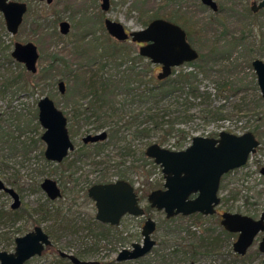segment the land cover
I'll return each instance as SVG.
<instances>
[{"label":"rangeland","instance_id":"rangeland-1","mask_svg":"<svg viewBox=\"0 0 264 264\" xmlns=\"http://www.w3.org/2000/svg\"><path fill=\"white\" fill-rule=\"evenodd\" d=\"M15 1L26 2L28 12L23 18L18 33L13 37L6 32L0 14V43L4 47L9 46L10 51L15 42L22 44L31 42L37 47L39 54L37 75L45 69L47 77L38 83L34 96L36 105L39 99L47 96L68 120L72 117L70 104L74 98L83 94L76 89L77 85L80 88V82L76 79L85 70L88 71L87 76L100 74L96 69L103 63L91 47L80 49V53L82 51L86 53L82 59L78 58L77 48H75L78 39L88 31L85 42L96 37L99 44L106 42L107 38L111 43H116V40L112 39L104 29L105 18L120 22L127 32L138 31L145 27L143 23L146 21V14L158 12L169 16L171 12L179 8L182 17H175L176 22L171 21L186 33L187 31L192 33L191 41L188 40L192 48L201 55L203 60L215 52L210 50L215 47L219 48L217 53L222 57H219L216 63L212 62L208 65L206 74H198L196 83L199 91L198 98L188 99V103H185L184 94L176 93L163 102L160 107L170 110L163 117L164 121L168 126L174 125V130H184L192 137H217L221 131L241 135L259 126V129L253 133L260 143L256 152L250 155L243 167L222 177L218 192L220 204L217 210L219 213H238L254 219L260 216L264 210V177L259 172L264 166V103L257 101L260 93L251 62L254 59L264 62V47L261 39L262 35L264 38V11L256 13L250 11L251 3L260 0H214L218 7L216 12L202 5L200 0H110V8L107 12L101 11L100 0H52L51 4H47L45 0ZM37 16L45 18L47 30L42 31L35 27L33 20ZM63 21L69 24L70 32L61 37L58 24ZM55 33L60 37H54ZM125 46L131 48L129 49L130 57L133 58L138 51V46L130 41L126 42ZM54 58L56 59L53 62ZM92 63H96V67H86ZM136 63L139 70L146 71V60ZM81 66L82 69H79ZM151 66L155 69L154 76L157 75L160 66L153 64ZM4 69L12 72L17 70L14 65H4ZM77 69L80 74L78 73L76 78L74 72ZM172 71L188 72L195 71V68L184 64ZM104 72L114 74L115 70L112 65H108ZM170 77L173 78V75ZM58 82L65 84L66 90L63 95L58 91ZM232 86L234 89L230 90L229 87ZM201 96H207L208 99L203 101ZM116 99L120 100L121 96ZM177 100L182 105L178 110L175 109ZM86 102V99L80 101L82 104ZM24 104L25 98L21 96L12 103V106L18 109ZM254 104H258L257 110L249 111L248 108H254ZM239 108L244 109L240 111ZM6 109V104L0 100V112ZM122 111L127 117L140 115L138 122H147L146 117H143L145 115L135 106H125ZM215 111H220L224 119L211 120L212 112ZM158 113L159 116L162 114ZM111 122L114 123V121ZM168 126L164 128L167 129ZM67 127L69 129V124ZM72 130L74 134L71 139L75 150L62 163L48 165L42 161L36 163L32 160L30 164L21 166L18 159L9 161L8 174H13L14 170L19 169L23 178L22 185L15 187L21 201L18 210L20 217L14 223L5 218L0 220V251L12 252L15 237L26 234L35 226H40L49 235L52 248L41 256L30 259L26 264H65L59 262L57 251L72 254L83 261L100 264H211V261L212 264L226 262L230 264L226 253L227 244L222 250V256L211 261L208 257H198L194 263L179 262L176 258L167 256L172 250L171 247L186 245L188 236L184 233L168 234L164 212L149 208L146 200L151 191L160 189L163 184L160 168L144 154L147 146L156 143L155 139L160 134L159 131L150 132L149 137L132 140L131 130L122 129L124 133H128L127 139L131 142V153L123 155L119 149L120 145L118 147L109 145L98 155L82 157L74 164L77 151L81 150L82 137L88 133L108 131L107 128L96 130L95 124L81 122L74 123ZM174 141L175 139H170L161 147L173 148ZM189 144V139L182 143L185 147ZM88 150L85 152H90ZM32 169L41 172L35 180L38 181V185L46 178L56 181L62 190L61 198L54 201L48 200L39 186L37 189L29 181ZM119 178L137 187L139 198H143L140 200V206L145 209V215L143 217L125 216L119 226L107 230L94 219L96 213L94 202L87 197L86 192L97 182H112ZM10 204L11 199L5 194H0V212L10 210ZM146 218L156 223V229L151 237L155 241V246L139 260L115 263V257L121 249L130 248L131 244L141 242V227ZM213 222L211 219L196 221L189 217H182L177 218L175 224L193 232L198 227L211 229L215 226ZM262 236V233L259 234L247 251L252 264L264 258V254L259 255L257 249ZM117 238L122 239L117 241ZM234 241L235 239L231 242V248Z\"/></svg>","mask_w":264,"mask_h":264},{"label":"water","instance_id":"water-1","mask_svg":"<svg viewBox=\"0 0 264 264\" xmlns=\"http://www.w3.org/2000/svg\"><path fill=\"white\" fill-rule=\"evenodd\" d=\"M45 1L47 4L52 2ZM200 3L212 12L218 10L214 0H200ZM109 8L110 0H100L101 11L107 12ZM250 11L252 13L264 11V0L253 1ZM26 12L27 5L24 2L0 0V14L6 32L12 37L18 33ZM103 26L106 33L117 42L130 41L141 45L138 47V55L151 64L160 66V71L156 75L160 81L171 76L174 68L195 62L199 57L198 52L187 41L186 32L177 24L164 19H154L144 28L130 32H127L120 22L108 18L103 20ZM69 31L70 26L66 21L59 24L60 35L66 36ZM10 56L21 64L26 72L37 73L39 54L33 43L15 42ZM251 68L256 77L260 96L264 100V62L254 59ZM57 87L59 93L63 95L65 84L58 82ZM36 107L39 126L43 130L41 141L45 145L44 158L50 162L60 163L68 151L73 150L66 117L47 96L39 99ZM105 139L106 132L100 131L94 135H86L82 142L96 143ZM258 146L259 141L250 131L241 135L221 131L217 138L194 136L190 144L179 151L166 149L155 143L147 146L145 156L160 168L163 177L162 188L151 191L146 198L149 208L164 212L166 219L193 214L213 216L220 203L218 191L221 177L243 167ZM259 172L264 176V167ZM39 187L49 200L61 197L56 182L51 179H44ZM0 192L10 197L12 210L19 208L18 193L7 187L1 179ZM87 196L94 202L95 220L101 224L119 226L124 216L145 215L133 186L124 180L92 185L87 190ZM220 226L236 236L232 243V251L236 255L244 256L256 237L264 233V211L257 219L224 212L220 215ZM155 229L156 223L146 218L141 227V242L131 244L130 248L121 249L115 260L135 261L146 256L155 246V241L151 238ZM50 245L48 235L40 226H35L31 231L14 239L12 252L0 251V264H26L30 259L41 256L44 249ZM257 249L260 254H264V237L259 241ZM59 254L71 264H97L81 261L62 252Z\"/></svg>","mask_w":264,"mask_h":264},{"label":"trees","instance_id":"trees-1","mask_svg":"<svg viewBox=\"0 0 264 264\" xmlns=\"http://www.w3.org/2000/svg\"><path fill=\"white\" fill-rule=\"evenodd\" d=\"M180 11L181 10L178 8L176 11H173V13L171 12L169 16H166V14L161 15L158 12H154L151 15L146 14V21H144L143 24L146 26L154 19H164L170 22L174 20L176 22L175 17H182ZM33 24H35L38 30H47L45 18L42 19L41 16H37V18L33 20ZM86 33L89 32L87 31ZM86 33L78 39L75 47L77 48L76 54L78 58L82 59L85 57L86 53L85 51L80 53V49H88L91 47V50L102 59L103 63L96 69V71L100 73L98 75L92 74L87 76L88 71L85 70L82 71L80 77L77 78V74H80V71L77 69L74 72V76L77 78L76 80L80 82V88H78L77 85L76 89L80 90V93L83 94L74 98L70 104L72 108V117L68 120L70 122L69 133L73 136L74 131L72 127L74 123L81 122L82 124H95L96 130L107 128L108 136L105 142L90 145L89 148H92V150H88V146L82 145V149L80 153H78V157L74 160V163L81 160L82 157L98 155L109 145L115 147L120 145L119 149L123 155L131 153V142L127 139L128 133H124L122 129L131 130L130 137L132 140L149 137L150 132L157 133L159 131L160 134L156 137L155 144L163 146L170 139H175L173 148L170 149L174 151L184 149L185 146H183L182 143L186 139L191 141L193 137L184 130H174V125H166L167 123L164 121L163 117L166 116L170 110H165L160 106L176 93L179 95L184 94L185 103H188V99L198 98L199 91L196 84L197 76L200 73L206 74V71L209 69L208 65L212 62L216 63L217 59L222 57L217 53L219 48L215 47L210 49L215 52L209 55V57H206L205 60L199 55L197 60L198 63H195L196 61L187 63L188 66H193L195 71H180L178 73L172 71L171 75H173V78L169 76L160 81L157 80L156 75L154 76L155 69L151 66L150 62L146 61V71L138 69L136 62H142L145 59L140 57L138 52L131 58V52L129 51L131 48L125 46L126 42L121 43L116 41V43H111L109 41L110 39L108 40L107 38L106 42H101L102 44H99L96 37L85 42ZM58 36V34H54V37L59 38L60 36ZM191 36L192 33L187 31V40L191 41ZM261 39L264 47L263 35ZM235 43L236 42H234V44ZM10 52L9 46L4 47V45L0 43V100L4 102L7 107L5 111L0 112V178L5 180L8 186L15 189L16 186L19 187L22 185L23 178L19 173V169L14 170L13 174H8L9 161L18 159L21 166L30 164L32 160L36 163L42 161L45 164H50L43 157L44 144L40 138L42 129L39 126L38 111L34 100L38 83L47 77V70L44 69L38 75L37 73L30 74L25 71L21 64L15 62L11 58ZM55 59L56 58H54L53 62ZM4 65H14L17 70L12 72L11 70L4 69ZM96 65V63H92L86 65V67L93 68L96 67ZM108 65H112L115 70L114 74H106V72H104V69ZM79 69H82V66ZM229 89L232 90L234 87H229ZM254 89L256 90L255 86ZM21 96L25 98V104L17 109L12 106V103ZM118 96H121L120 100L116 99ZM201 97L203 101L208 99L207 96ZM82 99H86L87 102L85 104L80 103ZM257 101L264 103L261 97H258ZM185 103L184 106H186ZM180 104L181 103L177 100L175 105L176 110L182 106ZM125 106H135L137 110L145 115L143 117H146L147 122H138L140 115L127 117L125 112L122 111ZM254 106V108L249 107L248 110L255 112L258 104H254ZM243 109L244 108H239L240 111ZM158 112L162 114L159 116ZM217 119H224L220 111L212 112L211 120ZM104 121H106V123ZM111 121H114V123ZM171 124H173V122H171ZM165 126H168V128L165 129ZM258 129L259 126H255L251 132L255 133ZM82 150H84V152ZM85 150L90 152H85ZM38 158L40 160H38ZM39 175H41V172L35 169H32L29 174V181L37 189L39 185L38 181L35 180ZM0 194L3 195V193ZM141 199L143 198H140V200ZM147 210H149V208H147ZM19 215V211L8 210L6 212H0V220L5 218L11 223H14L19 220ZM188 217L196 221L211 219L214 221L213 223L215 226L211 229L198 227V229L195 228L193 232H190L188 229L175 224L176 219H181V216L167 219L168 234L180 235L184 233L188 236V243H186V245L183 244V246L171 247L172 250L171 252L168 250L169 254H167V256H170L172 259L176 258L179 262L194 263L198 257H208L211 261L212 259L215 260L218 259L219 256H222V250L227 244L228 249L226 253L230 264H252V260L247 253L244 256H239L232 251L230 245L236 236L226 232L220 226L217 215L207 216L208 218H205L200 214H194ZM100 226L107 230L113 229L110 226ZM121 239L122 238H117V241ZM163 261L162 259V263ZM59 262L70 264L67 259H60ZM225 264L229 263L226 262ZM256 264H264V258L259 260Z\"/></svg>","mask_w":264,"mask_h":264},{"label":"flooded vegetation","instance_id":"flooded-vegetation-1","mask_svg":"<svg viewBox=\"0 0 264 264\" xmlns=\"http://www.w3.org/2000/svg\"><path fill=\"white\" fill-rule=\"evenodd\" d=\"M15 1V0H14ZM40 1V0H39ZM20 2V1H19ZM23 2V1H22ZM24 3H26V2H24ZM26 5H27V3H26ZM27 11H28V5H27ZM27 13V12H26ZM26 13H25V15H26ZM24 15V16H25ZM24 16H23V18H24ZM3 19V18H2ZM168 21V20H167ZM4 22V21H3ZM22 23H23V21H22ZM61 22H59V24H60ZM173 23V22H172ZM59 24H58V28H59ZM175 24V23H174ZM22 25V24H21ZM20 28V27H19ZM6 30V29H5ZM19 31V30H18ZM70 32V31H69ZM60 34V33H59ZM62 36V35H61ZM188 41V40H187ZM136 45V44H135ZM136 46H141V45H136ZM199 55V54H198ZM199 58V57H198ZM145 59V58H144ZM146 61H148L147 59H145ZM198 60V59H197ZM196 60V61H197ZM149 62V61H148ZM257 85V84H256ZM258 88V87H257ZM65 90H66V87H65ZM261 97V96H260ZM65 116V115H64ZM66 117V116H65ZM66 120H67V125L69 124V121H68V119L66 118ZM67 130H68V135H69V138H70V140H71V143H72V145H73V150L72 151H68V154H67V156L71 153V152H73L74 150H75V147H74V143H73V141H72V139H71V135H70V133H69V129H68V127H67ZM100 132V131H99ZM99 132H97V133H99ZM229 133V132H228ZM88 134H90V133H88ZM88 134H86V135H88ZM94 134H96V133H94ZM94 134H91V135H94ZM219 134V133H218ZM85 135V136H86ZM84 136V137H85ZM107 132H106V139L105 140H103V141H99V142H96V143H86V144H84L83 142H82V139H81V142H82V145H86V146H90V145H94V144H98V143H102V142H105L106 140H107ZM204 137V136H203ZM206 137H208V136H206ZM217 137H218V135H217ZM217 137H211V138H217ZM41 138V137H40ZM83 138V137H82ZM191 142V141H190ZM82 145H81V149H82ZM151 145V144H150ZM259 145H260V143H259ZM45 146V145H44ZM259 147V146H258ZM186 148V147H185ZM44 150H45V147H44ZM44 150H43V157H44ZM183 150V149H182ZM83 152H84V150H82ZM78 153H80V152H78L77 151V157H78ZM66 156V157H67ZM66 157L63 159V161L66 159ZM76 157V158H77ZM45 159V158H44ZM47 161V160H46ZM62 161V162H63ZM79 161V160H78ZM48 163H54V162H50V161H47ZM62 162H60V163H62ZM77 162V161H76ZM74 163V162H73ZM56 164H59V163H56ZM75 164V163H74ZM264 167V166H263ZM262 167V168H263ZM261 169V168H260ZM260 171V170H259ZM231 172V171H230ZM230 172H228V173H230ZM227 173V174H228ZM226 175V174H225ZM225 175H223L222 177H224ZM222 177H221V179H222ZM264 177V176H263ZM49 179V178H48ZM44 180V179H43ZM52 180V179H51ZM118 180H124V181H127V180H125V179H122V178H119V179H117V180H115V181H118ZM2 181V180H1ZM54 181V180H53ZM115 181H112V182H109V181H100V182H97V183H95V184H93V185H96V184H108V183H113V182H115ZM3 182V181H2ZM56 182V181H55ZM128 182V181H127ZM7 187H10V186H8L5 182H3ZM129 183V182H128ZM220 183H221V181H220ZM130 185H132L133 186V188H134V191H135V193H136V195H137V197H138V199H139V203H140V198H139V195H138V193H137V187L136 186H134L133 184H131V183H129ZM40 185V184H39ZM56 185H57V187L59 188V190H60V193H61V196H62V190H61V188H60V186H59V184L56 182ZM92 186V185H91ZM90 186V187H91ZM89 187V188H90ZM10 188H12V187H10ZM40 188V187H39ZM88 188V189H89ZM162 188V187H161ZM160 188V189H161ZM219 188H220V185H219ZM14 189V188H13ZM87 189V190H88ZM159 189V188H158ZM157 189V190H158ZM15 190V189H14ZM16 191V190H15ZM219 192V191H218ZM0 193H3V192H0ZM3 194H5V193H3ZM6 195V194H5ZM86 195H87V192H86ZM8 196V195H7ZM9 197V196H8ZM88 197V196H87ZM10 198V197H9ZM61 198V197H60ZM220 198V197H219ZM20 199V198H19ZM48 199V198H47ZM59 199V198H58ZM49 200V199H48ZM57 200V199H56ZM50 201H54V200H50ZM11 203H12V200H11ZM220 204V203H219ZM11 205V204H10ZM20 206H21V201H20ZM20 206H19V208L18 209H16V210H12L11 208H10V210L11 211H18L19 209H20ZM219 206V205H218ZM217 206V207H218ZM217 207H216V213L214 214V215H217L218 217H219V219H220V215L222 214V213H224V212H222V213H219L218 212V210H217ZM144 209V208H143ZM264 211V210H263ZM262 211V212H263ZM144 212H145V210H144ZM194 215V214H193ZM191 216V215H190ZM125 217V216H124ZM124 217H122V219L124 218ZM188 217V216H187ZM259 218V217H258ZM94 219H95V216H94ZM121 219V220H122ZM98 222V221H97ZM121 222V221H120ZM99 223V222H98ZM101 224V223H100ZM101 225H103V226H110V225H106V224H101ZM110 227H117V226H110ZM43 230V229H42ZM47 234V233H46ZM261 234V233H260ZM263 234V236L261 237V239L264 237V233H262ZM48 235V234H47ZM48 237H49V235H48ZM16 238V237H15ZM14 238V239H15ZM236 238V237H235ZM49 239H50V237H49ZM260 239V240H261ZM50 241H51V239H50ZM13 243H14V241H13ZM52 248V241H51V245L49 246V247H46L45 249H44V251H43V253L45 252V251H47V250H49V249H51ZM61 251H57V254H58V258L59 259H66V258H62L61 256H60V253ZM42 253V254H43ZM62 253H65V252H62ZM65 254H67V255H72V254H68V253H65ZM74 256V255H73ZM76 257V256H75ZM35 258V257H34ZM78 258V257H77ZM116 258V257H115ZM79 259V258H78ZM68 260V259H67ZM80 260V259H79ZM139 260V259H138ZM69 261V260H68ZM81 261H83V260H81ZM115 261V263H124V262H130V261H124V262H117L116 260H114ZM136 261V260H135ZM84 262H92V261H84ZM71 264V263H70ZM97 264H100L99 262H97Z\"/></svg>","mask_w":264,"mask_h":264}]
</instances>
